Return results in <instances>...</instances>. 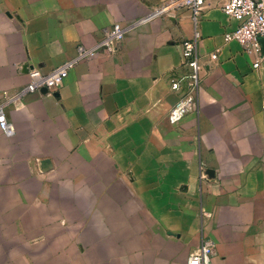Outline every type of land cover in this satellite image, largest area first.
<instances>
[{"label":"crops","instance_id":"crops-1","mask_svg":"<svg viewBox=\"0 0 264 264\" xmlns=\"http://www.w3.org/2000/svg\"><path fill=\"white\" fill-rule=\"evenodd\" d=\"M164 1L0 0V105L15 129H0V234L86 236L43 264H187L203 235L214 264H264V64L225 39L239 22L211 0L196 109L172 124L196 27L188 9L155 15ZM115 23L117 52L79 61L51 94L22 93L30 69L51 71Z\"/></svg>","mask_w":264,"mask_h":264},{"label":"built area","instance_id":"built-area-1","mask_svg":"<svg viewBox=\"0 0 264 264\" xmlns=\"http://www.w3.org/2000/svg\"><path fill=\"white\" fill-rule=\"evenodd\" d=\"M211 0H165L155 9V15H165L173 13L178 9H188L191 11L195 22V33L192 39L183 43L182 54L184 64L189 67V72L181 79L172 81V88L179 90L182 81L185 80L187 89L181 98L174 104L169 112L172 124L180 122L187 114L196 109V100L201 83V73L203 65L197 55V42L200 34L197 30L198 18L203 12V8ZM223 11L235 18L238 27L225 34L227 41L235 40L241 44L243 50L254 58L253 66L255 69L264 64V50L262 38H264V0H223L221 5ZM127 32V27L120 23H115L106 28L102 38L94 46L87 47L79 45L75 58L65 61L49 72H43L39 68H32L28 73V82L22 93H33L46 90L51 94L55 92L64 82L73 68L79 61L95 57L101 52L113 54L117 52L122 40ZM217 54H211V59H216ZM5 104L0 105V129L7 136H12L15 132L13 124L7 119ZM206 168L200 165V179L207 180ZM201 216L211 217V212L201 208ZM214 253V242L203 235L202 242L196 252L189 256L187 264H214L212 256Z\"/></svg>","mask_w":264,"mask_h":264},{"label":"rangeland","instance_id":"rangeland-1","mask_svg":"<svg viewBox=\"0 0 264 264\" xmlns=\"http://www.w3.org/2000/svg\"><path fill=\"white\" fill-rule=\"evenodd\" d=\"M17 220H13L15 224ZM76 226L83 225V219L76 217L74 220ZM28 225L35 230L34 219H28ZM80 226V227H81ZM78 228V227H77ZM86 236L79 230L74 234L63 235H41L36 233H28L26 235L17 234H0V261L2 264H20V260L25 258L27 254L28 264H43L42 259L49 258L52 254V248L59 245L83 244Z\"/></svg>","mask_w":264,"mask_h":264},{"label":"water","instance_id":"water-1","mask_svg":"<svg viewBox=\"0 0 264 264\" xmlns=\"http://www.w3.org/2000/svg\"><path fill=\"white\" fill-rule=\"evenodd\" d=\"M262 45H263V50H264V38H262ZM46 91V90H45ZM51 167V161L49 159H43L41 162V168L46 171ZM209 173V171H208Z\"/></svg>","mask_w":264,"mask_h":264}]
</instances>
